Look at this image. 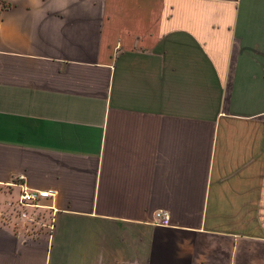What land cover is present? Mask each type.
<instances>
[{
  "label": "crops",
  "instance_id": "0c3cea01",
  "mask_svg": "<svg viewBox=\"0 0 264 264\" xmlns=\"http://www.w3.org/2000/svg\"><path fill=\"white\" fill-rule=\"evenodd\" d=\"M0 4V264H264V0Z\"/></svg>",
  "mask_w": 264,
  "mask_h": 264
},
{
  "label": "built area",
  "instance_id": "2783aa9c",
  "mask_svg": "<svg viewBox=\"0 0 264 264\" xmlns=\"http://www.w3.org/2000/svg\"><path fill=\"white\" fill-rule=\"evenodd\" d=\"M2 4H0V12L2 9ZM57 195L54 190H30L21 186V194L16 202H9L7 217L9 222L14 225L18 224L21 220L29 221L28 209L41 207L40 203L43 200L52 199ZM158 225H169V217L165 213H157Z\"/></svg>",
  "mask_w": 264,
  "mask_h": 264
},
{
  "label": "rangeland",
  "instance_id": "374dc122",
  "mask_svg": "<svg viewBox=\"0 0 264 264\" xmlns=\"http://www.w3.org/2000/svg\"><path fill=\"white\" fill-rule=\"evenodd\" d=\"M157 213H164V212H157ZM157 213H156V214H157ZM165 214H166V213H165ZM157 223H158V222H157Z\"/></svg>",
  "mask_w": 264,
  "mask_h": 264
}]
</instances>
